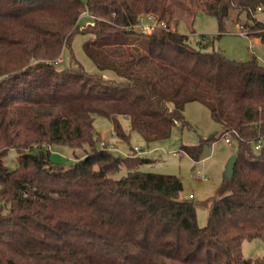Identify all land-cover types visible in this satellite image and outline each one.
Listing matches in <instances>:
<instances>
[{
    "label": "trees",
    "instance_id": "1",
    "mask_svg": "<svg viewBox=\"0 0 264 264\" xmlns=\"http://www.w3.org/2000/svg\"><path fill=\"white\" fill-rule=\"evenodd\" d=\"M187 3L218 20L217 37L243 24L264 44V21L256 20L264 0H0V264L253 260L244 259L242 245L264 239V65L256 56L237 61L207 50L214 43L207 35L195 47L171 29ZM84 11L98 19L81 26ZM144 14L167 27L128 28ZM78 33L92 36L83 50L97 74L72 52ZM65 49L70 67L59 69ZM194 101L209 108L220 131L182 151L198 161L205 144L229 135L237 155L203 227L196 205L180 197L179 176L140 170L146 157L100 150L94 127L106 118L128 142L127 118L146 141L164 140L177 124L192 128L185 108ZM62 147L73 150L72 163L52 158L50 149ZM12 149L14 169L4 160Z\"/></svg>",
    "mask_w": 264,
    "mask_h": 264
},
{
    "label": "rangeland",
    "instance_id": "2",
    "mask_svg": "<svg viewBox=\"0 0 264 264\" xmlns=\"http://www.w3.org/2000/svg\"><path fill=\"white\" fill-rule=\"evenodd\" d=\"M83 2L86 3L87 0H83ZM256 20L264 21V11L256 12ZM79 23L81 26L92 24L91 18L88 16H81ZM242 25L229 24L228 32L217 37L219 34L218 20L199 8L197 3H187V8L178 9L171 20L170 27L171 29L177 27L180 33L188 35L190 43L195 47H197L201 35H207L214 41L207 50L221 51L228 59L237 61H247L256 56L259 62L264 65V44L256 42L255 37L247 35L250 31ZM241 30L247 34H241ZM91 37L88 34H76L72 42V52L87 72L97 74L99 72L96 66L83 50V44ZM61 59L63 62L58 64V68H69L71 51L65 49ZM104 78L106 80L114 79V73L107 72L104 74ZM185 118L192 128L177 124L169 138L152 142L146 141L139 132L131 131L127 118H123V126L130 133L128 142L119 141L113 135L112 124L106 118L97 117L94 127L100 134V142L112 143L126 153V156L120 155L121 157L151 158L150 161L140 166V170L179 176L184 186L180 197L189 199L196 205L197 221L199 226L203 227L207 224L211 203L217 197V190L225 181V167L229 158L235 154L236 143L232 141L231 144H228L225 138L229 136H223L213 144H205L198 161H195L182 151V146H197L212 134L219 132L220 127L212 119L209 108L201 102L188 103L185 108ZM51 154L52 158L58 162L72 163L74 161L73 150L68 147L55 148ZM16 156V151L12 149L4 159L10 169H14L16 166ZM125 173L126 169L123 167L114 177L120 178ZM2 211L6 212L7 207L2 208ZM242 254L244 259H264V239L244 241Z\"/></svg>",
    "mask_w": 264,
    "mask_h": 264
},
{
    "label": "built area",
    "instance_id": "3",
    "mask_svg": "<svg viewBox=\"0 0 264 264\" xmlns=\"http://www.w3.org/2000/svg\"><path fill=\"white\" fill-rule=\"evenodd\" d=\"M257 12H262V9L259 7L257 9ZM82 17H85V16H88L91 18V22H93L95 19H98L96 16L90 14L88 11H84L82 14H81ZM89 25V24H88ZM166 28L167 25L165 22H158L157 19H156V16L154 14H144V15H141L139 17V20H138V23L133 25V26H129L128 28H133L135 30H137L138 32H141V33H144V34H149L151 33V31H153L155 28ZM241 34H247L245 33L244 31L241 30ZM248 35V34H247ZM58 63H61L62 62V59H58L57 60ZM113 135L115 136V133L113 131ZM229 136V135H227ZM225 141L228 143V144H231L232 143V139L231 137H226L225 138ZM263 144V138H260L257 140L256 144H255V149H260L261 146ZM98 148L100 150H106V151H110V152H113L117 155H123L126 156V153L122 152L121 150H119L114 144L112 143H109L107 141H101L100 144L98 145ZM51 152H53L52 149H50ZM165 152V151H164ZM139 154H141V152H138ZM174 154H177V152H174ZM248 264H264V263H261V262H258L257 260H252L250 263Z\"/></svg>",
    "mask_w": 264,
    "mask_h": 264
},
{
    "label": "water",
    "instance_id": "4",
    "mask_svg": "<svg viewBox=\"0 0 264 264\" xmlns=\"http://www.w3.org/2000/svg\"><path fill=\"white\" fill-rule=\"evenodd\" d=\"M236 163H237V155L234 154L229 158V160L227 161L226 167H225L224 179L226 181L232 180L234 176V172H235Z\"/></svg>",
    "mask_w": 264,
    "mask_h": 264
},
{
    "label": "crops",
    "instance_id": "5",
    "mask_svg": "<svg viewBox=\"0 0 264 264\" xmlns=\"http://www.w3.org/2000/svg\"><path fill=\"white\" fill-rule=\"evenodd\" d=\"M256 39V42H261L260 41V39H258V38H255ZM126 120V119H125ZM102 136H104V135H102ZM148 160H151V158H148V157H146Z\"/></svg>",
    "mask_w": 264,
    "mask_h": 264
}]
</instances>
